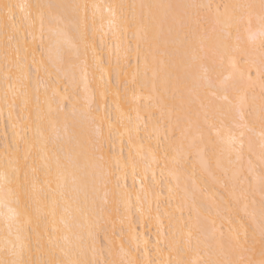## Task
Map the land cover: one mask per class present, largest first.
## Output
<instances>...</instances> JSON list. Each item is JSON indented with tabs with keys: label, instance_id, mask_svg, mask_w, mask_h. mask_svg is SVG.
Wrapping results in <instances>:
<instances>
[{
	"label": "bare ground",
	"instance_id": "6f19581e",
	"mask_svg": "<svg viewBox=\"0 0 264 264\" xmlns=\"http://www.w3.org/2000/svg\"><path fill=\"white\" fill-rule=\"evenodd\" d=\"M261 3L0 0V260L259 264Z\"/></svg>",
	"mask_w": 264,
	"mask_h": 264
},
{
	"label": "snow or ice",
	"instance_id": "6c2138e0",
	"mask_svg": "<svg viewBox=\"0 0 264 264\" xmlns=\"http://www.w3.org/2000/svg\"><path fill=\"white\" fill-rule=\"evenodd\" d=\"M3 7L10 14L13 8L18 7L21 11H23L24 8L26 7V5H23V4H21V5L6 4ZM247 7L251 8L252 6H247ZM261 11H262V13H264V0H262V3H261ZM261 21L264 22V14L261 15ZM14 171H16V170L14 169ZM3 179H4L6 184L10 182V178L7 175V173L4 174ZM17 179H18V177H17ZM262 209H264V205H262ZM260 231H261V236L264 237V211H262V222L260 225ZM237 242H239L238 238H237ZM157 243H159V241ZM0 264H24V261L18 260V259H14L11 262L0 260ZM73 264H101V262L98 260H95V259L88 260L85 258V259H80V260L74 261ZM104 264H123V262H117L115 260H106V261H104ZM127 264H136V262L129 260L127 262ZM149 264H150V262H149ZM230 264H231V262H230ZM240 264H243V262H240ZM248 264H252V262L249 261ZM259 264H264V259L260 260Z\"/></svg>",
	"mask_w": 264,
	"mask_h": 264
},
{
	"label": "rangeland",
	"instance_id": "374dc122",
	"mask_svg": "<svg viewBox=\"0 0 264 264\" xmlns=\"http://www.w3.org/2000/svg\"><path fill=\"white\" fill-rule=\"evenodd\" d=\"M5 129H6V126H5Z\"/></svg>",
	"mask_w": 264,
	"mask_h": 264
}]
</instances>
